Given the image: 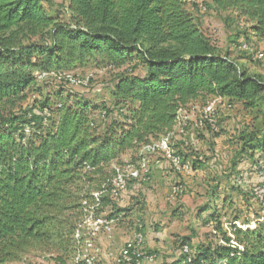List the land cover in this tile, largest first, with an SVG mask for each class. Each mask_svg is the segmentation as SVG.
Segmentation results:
<instances>
[{"label":"trees","instance_id":"trees-1","mask_svg":"<svg viewBox=\"0 0 264 264\" xmlns=\"http://www.w3.org/2000/svg\"><path fill=\"white\" fill-rule=\"evenodd\" d=\"M67 1L61 18L48 16L41 0H0V264L34 247L53 254L71 250L74 258L82 203H93L92 193L102 191L96 216L105 208H111L108 218L127 212L117 204L131 183L141 182H129L114 201L107 183L113 163L128 154L134 160L142 146L170 135L190 103L226 99L248 110L264 104V78L221 52L187 10L202 2L264 40V0ZM88 66L113 72L110 105L92 104L91 93L68 94L72 87L65 83L35 78ZM48 88L55 92L45 93ZM243 141V158L253 160L246 148L264 151V132ZM172 151L191 173L204 168L200 158L186 161ZM202 211L218 242L191 250L184 239L173 264H264V223L250 229L246 221L242 230L234 224L237 216L226 225L215 206Z\"/></svg>","mask_w":264,"mask_h":264},{"label":"rangeland","instance_id":"rangeland-1","mask_svg":"<svg viewBox=\"0 0 264 264\" xmlns=\"http://www.w3.org/2000/svg\"><path fill=\"white\" fill-rule=\"evenodd\" d=\"M67 3V0H41V5L48 16L61 18ZM196 5L197 8L188 4L187 10L218 49L227 52L230 58L250 75L264 78V40L253 36L251 31H248V25L241 20L208 11L202 6V2H197ZM71 74L78 79L88 78L89 86L85 89L72 87V90L66 93L76 96L91 93L92 104L110 105V82L113 79V72L88 66ZM44 92L55 91L48 88ZM35 99H38L36 94L30 95L28 104ZM208 106L213 109L216 131H212L206 123L198 125L203 119L204 109ZM263 107V102H260L258 107L248 110L236 101L215 98L190 103L185 109L188 119L186 126L182 129L176 128L170 134L171 150L179 151L181 157L185 155L183 159L186 161H190L193 156L200 158L204 162V168L195 174L177 173L161 151L150 156V176L140 183L139 194L136 197L140 204L133 206L130 211L132 214L129 213L128 216L129 220H124L120 216L113 227L112 238L104 239L112 242L113 234L119 233L126 241L136 232H140L143 243L139 251L155 258L152 263L137 264H173L180 258V243L184 239L190 241L191 250L200 245L218 242L212 224L205 225L208 212H200L205 206L211 205L219 209L221 220L226 225L232 223L237 216L239 221L234 224L242 230L246 229V226H243L246 221L249 222L250 229L256 228L257 221L264 223V204H260L254 195V190L264 183V151L246 148L247 154L252 155V161L241 155L243 139L248 134L260 138L264 132ZM129 158L130 154L122 156L120 162ZM162 164L171 170L173 175L169 178L157 174L161 171L156 169V166L161 167ZM173 185L181 186L184 194L169 202L167 199ZM212 190H215V198L209 197ZM145 195H149V198ZM123 200L126 202V198ZM256 214L259 215V220L256 219L258 217ZM99 235L104 237L102 234ZM124 243L115 241L110 243V248L119 247L121 250ZM95 246L99 251L98 261L101 250L98 244L95 243ZM118 254L110 256L114 264H118L116 262ZM73 256L71 250L57 251L53 254L51 249L34 247L18 261L7 264H73ZM55 259L60 261L57 262Z\"/></svg>","mask_w":264,"mask_h":264},{"label":"built area","instance_id":"built-area-1","mask_svg":"<svg viewBox=\"0 0 264 264\" xmlns=\"http://www.w3.org/2000/svg\"><path fill=\"white\" fill-rule=\"evenodd\" d=\"M259 58H261V56ZM35 78L37 81L50 78L57 82L65 83L71 87L81 88H86L89 80L88 78L78 79L71 73L67 72L36 73ZM213 115L212 107H206L203 111V119L198 125L201 126L202 123H206L210 126L212 131H216ZM187 120L186 111L180 110L177 115L176 126L174 129H182L185 127ZM24 132L25 134H28L29 129H25ZM170 141L171 137L170 135H167L157 142L142 146L135 154L134 160L128 159L121 164H114L112 166L113 176L107 181V183L111 187L110 196L114 201L119 202L122 194L126 192L129 182H142L148 179L150 174L149 157L158 154L160 151L168 159L175 172L185 174L191 172L189 166L187 164H182L181 159L173 153ZM155 163L158 164V162ZM102 189H104V186H102ZM183 194L184 191L181 186L173 185L170 189L167 200L173 202L177 197L182 196ZM254 195L261 204H264V183L254 190ZM101 196L102 191L92 193L93 203H82V221L77 226L73 236L74 240L80 245V248L74 257L73 264H97V255L99 251L95 246V241L98 235L102 234L107 240L112 238L113 227L118 222L120 216H111L109 218L96 216ZM142 243V234L136 232L130 239L125 241L118 257L116 258V262L118 264H137L139 262L152 263L155 258L153 255H145L139 251V247ZM183 252L188 253L187 247L183 248ZM187 262H189V260H187Z\"/></svg>","mask_w":264,"mask_h":264},{"label":"crops","instance_id":"crops-1","mask_svg":"<svg viewBox=\"0 0 264 264\" xmlns=\"http://www.w3.org/2000/svg\"><path fill=\"white\" fill-rule=\"evenodd\" d=\"M169 166V165H168ZM167 166L165 164H162V166L157 167L156 169L160 170L161 173L158 171L157 174H159L160 176H167V178L170 177V175H173L170 171V169L168 168L167 170ZM167 170V171H166ZM170 172V173H169ZM193 174L197 173V171L192 172ZM161 178V177H160ZM166 178V179H167ZM168 180V179H167ZM139 189H140V185L138 184H134L131 183L128 186V190L125 193V195L122 197L121 201L117 204L118 209H127V212H125L124 214H121V217L124 220H129V213L132 210L134 205L140 204L138 203L136 200L137 195L139 194ZM146 197L149 198V195H145ZM124 198H126V202L123 200ZM124 204V205H123ZM148 207H150L149 203L147 204ZM133 212V211H132ZM111 214V208H105L104 212L100 214L101 217H106L107 215ZM132 213H130L131 215ZM125 242L124 237H121L119 235V233H114L113 234V239L112 242H108L104 239V237H102L101 235H99V237L96 239V244L99 245L100 250H101V256H99L100 259H98L97 264H114V260L110 257L111 255H117L118 252L120 251L119 247L116 248H110L111 244L113 242ZM123 245V244H122ZM121 245V247H122ZM120 247V248H121ZM113 253V254H112Z\"/></svg>","mask_w":264,"mask_h":264}]
</instances>
